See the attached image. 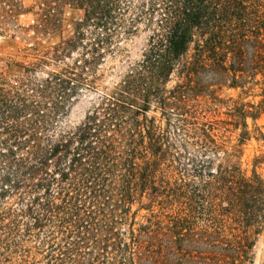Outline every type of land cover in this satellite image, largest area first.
Masks as SVG:
<instances>
[{"label": "trees", "instance_id": "trees-1", "mask_svg": "<svg viewBox=\"0 0 264 264\" xmlns=\"http://www.w3.org/2000/svg\"><path fill=\"white\" fill-rule=\"evenodd\" d=\"M67 3L81 13L64 36L61 0H0L60 34L0 72V264H254L264 152L250 173L241 156L264 141V0ZM138 30L140 59L64 129Z\"/></svg>", "mask_w": 264, "mask_h": 264}, {"label": "rangeland", "instance_id": "rangeland-1", "mask_svg": "<svg viewBox=\"0 0 264 264\" xmlns=\"http://www.w3.org/2000/svg\"><path fill=\"white\" fill-rule=\"evenodd\" d=\"M24 5L26 8L31 9L32 0H24ZM61 8L64 18L63 35L65 36L69 33L72 22L79 17L81 12L69 6L67 0H61ZM32 22V12H28L21 16L12 13L10 18L6 20L2 16L0 8V72L10 79H14L16 74L20 73V67L14 65V62H32L33 53L37 52L32 50V48H39L43 51L48 46L57 43L60 39L59 33L40 38L36 37L32 29L29 28ZM17 25H22L26 28L24 33L18 31ZM146 37V32L138 30L136 34L124 40L120 45L122 49L120 54H115L106 58L102 66L103 77L97 83L96 88L83 90L70 105L68 114L62 118L61 125L64 129H72L78 125L104 89L115 83L130 64L140 59L146 44ZM226 93L235 97L238 91L229 90ZM251 99H253L252 96L246 98V100ZM253 100H258V98H254ZM256 123L257 125H264V116ZM248 125L249 128L253 127V123L250 119H248ZM263 152L264 141L255 139L249 140L243 146V154L241 156L242 168L245 169L247 173H250L252 168L251 160L254 156L262 154ZM258 171L264 176V163L258 168ZM247 234L251 239H254L253 228H249ZM263 247L264 245L261 237L255 242L254 264L259 263Z\"/></svg>", "mask_w": 264, "mask_h": 264}]
</instances>
